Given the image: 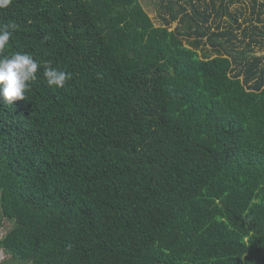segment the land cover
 Masks as SVG:
<instances>
[{"label":"trees","instance_id":"trees-1","mask_svg":"<svg viewBox=\"0 0 264 264\" xmlns=\"http://www.w3.org/2000/svg\"><path fill=\"white\" fill-rule=\"evenodd\" d=\"M237 1L0 7L40 64L0 100V264H264V10Z\"/></svg>","mask_w":264,"mask_h":264},{"label":"clouds","instance_id":"clouds-1","mask_svg":"<svg viewBox=\"0 0 264 264\" xmlns=\"http://www.w3.org/2000/svg\"><path fill=\"white\" fill-rule=\"evenodd\" d=\"M10 0H0V7L7 6ZM14 23L0 25V100L9 105L14 101L25 100L26 92L31 88L32 82L37 80V71L40 64L27 53L16 52L11 56L4 52L13 32ZM44 77L49 86L64 87L71 79V73L54 68L45 67Z\"/></svg>","mask_w":264,"mask_h":264},{"label":"rangeland","instance_id":"rangeland-1","mask_svg":"<svg viewBox=\"0 0 264 264\" xmlns=\"http://www.w3.org/2000/svg\"><path fill=\"white\" fill-rule=\"evenodd\" d=\"M141 4L144 6V8L146 9V11L148 12V14L150 15V17H152L155 22L157 23V25H159L160 23V10L162 9L161 3L162 0H140ZM262 3L264 4V0H258V4L256 6L255 5V0H241V1H237L234 4L231 5V9L234 12H239L240 10L243 11V15H241L240 13H238L240 16L239 18L245 19L247 17L252 18L253 20H255L254 22H256L255 24H259L262 26V24H260L258 22V20H256V17L258 16V14H254L253 10L256 9L257 12L264 10V7H262ZM263 18H264V13H263ZM177 23H174L171 26V29H174ZM253 53L259 56H263L264 57V46H260V45H255L254 49H253ZM9 227H11V223L9 222H4L3 223V228H2V232H1V236L5 233H7V231L9 230ZM9 256H7L4 252H0V259L2 260H6L8 259Z\"/></svg>","mask_w":264,"mask_h":264}]
</instances>
